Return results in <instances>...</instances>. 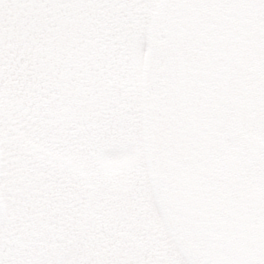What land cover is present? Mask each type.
Instances as JSON below:
<instances>
[{
    "label": "snow or ice",
    "instance_id": "snow-or-ice-1",
    "mask_svg": "<svg viewBox=\"0 0 264 264\" xmlns=\"http://www.w3.org/2000/svg\"><path fill=\"white\" fill-rule=\"evenodd\" d=\"M0 264H264V0H0Z\"/></svg>",
    "mask_w": 264,
    "mask_h": 264
}]
</instances>
